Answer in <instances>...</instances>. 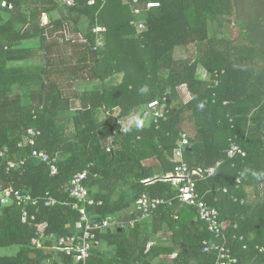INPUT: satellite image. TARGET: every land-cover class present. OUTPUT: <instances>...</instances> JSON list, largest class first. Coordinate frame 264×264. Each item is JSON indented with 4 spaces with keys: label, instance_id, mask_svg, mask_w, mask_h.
Listing matches in <instances>:
<instances>
[{
    "label": "trees",
    "instance_id": "obj_1",
    "mask_svg": "<svg viewBox=\"0 0 264 264\" xmlns=\"http://www.w3.org/2000/svg\"><path fill=\"white\" fill-rule=\"evenodd\" d=\"M3 1L15 10L25 5L24 0H0V6ZM90 1L64 5L70 21L52 22L48 31L70 44L79 68L91 66V80L105 82L124 74L120 85L106 87L103 92L66 97L59 84L45 77V67L32 72L10 67V62L32 56V47L27 44L34 36L29 30L21 33L23 28L16 29L14 21L0 24V149L7 150L6 159L0 163V184L40 199L38 207L26 209L29 218L25 219L22 207L0 205V264H59L58 258L63 264H111L96 250L98 245L86 263H75L62 251L55 252L59 239L73 236L79 226L83 229V215L73 209L76 200L71 197L70 181L86 169L89 176L85 185L95 203L85 209L93 222L130 208L144 194L173 200L179 219L184 214L197 217L194 208H179V188L171 182L144 184L155 178L153 168L143 164L150 158L160 163L162 177L175 173L173 153L182 135L189 138L184 158L190 168L207 170L222 163L213 175L195 179V185L204 201L218 210L221 222H230L228 248L238 264L252 259L264 264V252L259 251L264 248V203H250L249 197L257 190H247L255 180L262 182L264 175L249 170L251 154L245 146L249 120H262L264 113V0H93L91 5ZM134 1H154L160 6L135 17L130 5ZM54 4L63 5L61 0ZM82 17L88 20L84 34L73 29ZM19 22L22 27L28 26V16L22 15ZM225 22L234 27V33H241L240 39L223 36ZM140 23L146 26L142 32ZM96 27L105 28V32L96 34ZM41 38L46 41L45 33ZM181 48L194 51L177 61L174 52ZM201 70H206L207 77ZM82 78L87 79H78ZM182 86L187 87L191 99L173 110L172 102ZM157 99H166L168 112L164 118L155 120L147 109L142 117L144 122L149 115L147 127L117 129L119 117H128L139 106ZM75 101L79 107H75ZM116 109L120 110L118 117L114 116ZM186 113L194 126L193 135H188L184 127ZM30 127L42 132L36 148L58 157L57 175L51 176L46 164L33 163L20 172H7L8 160L31 153V147L18 148ZM232 142L246 151L245 157L228 158L226 152ZM122 182L132 184L135 196L131 201L124 196L115 201L112 196V185ZM51 197L58 202L55 206L45 204ZM165 209L171 211L162 206L154 213ZM199 223L204 230L199 228V237L188 252L180 253L178 261L192 255L199 264H216L218 252L206 253L204 241L214 246L222 244V239ZM251 233L256 234L253 240L249 239ZM40 235L45 237L44 247H32V240ZM112 235L107 229L97 233V240L100 243L105 239L111 245ZM125 242H115L114 257L119 264H139L145 248L131 249ZM3 249L18 252L2 255Z\"/></svg>",
    "mask_w": 264,
    "mask_h": 264
},
{
    "label": "crops",
    "instance_id": "obj_2",
    "mask_svg": "<svg viewBox=\"0 0 264 264\" xmlns=\"http://www.w3.org/2000/svg\"><path fill=\"white\" fill-rule=\"evenodd\" d=\"M24 1L25 5L21 10H15L11 4L9 5L5 1H3L0 6V24H5L10 20L14 21V27L16 29L23 28L21 33H25L27 30H29L34 36L28 42V44L26 43L32 47V56L25 61L10 62V67L23 69L30 72L37 71L35 69H41L42 67H45L48 72V75L45 77L51 78L54 83L59 84L63 94L70 98H73L78 93L82 92H103L106 87L117 86L123 82L119 80H122L124 74L116 75L105 82H101L99 80L90 79L89 71L91 66L90 68L84 69L79 68L78 65L76 69L73 68V66L72 68L70 67L66 60V53L69 57L71 56V58H75L73 56V51L70 47V44L63 38L56 36V33L48 31V27L52 26V22L61 21L65 24L70 21L67 8L60 4L58 7L55 6L54 3H59V0ZM22 15L28 16V26L22 27L20 22L17 23L18 19L20 20ZM226 25H229L230 27V24H227L226 22L224 23V28H222L223 36L230 38L232 36H229V34H234V27L231 25V27L228 29ZM87 26L88 20L85 17H82L79 22V26L73 27V29H80L81 33L84 34L87 30ZM44 33L46 35V41H43L41 38ZM239 36H241V33H239L236 38L240 39ZM64 48H66L65 54ZM88 64L90 65L91 63ZM74 77L75 80H73ZM79 77H87V79H78ZM57 79H60V81ZM23 95L26 97L29 96L27 92H23ZM177 99L182 102L183 105L188 103V101L191 99L190 92L186 86H182L179 89V97ZM74 103L75 107L80 106L78 101H75ZM143 106L144 105L136 108L134 112L128 117H119V124L122 129L126 125H129L128 127L138 125L147 127L150 124L149 115H147L144 122H142L143 115L147 113L144 111ZM179 108L180 107H178V109ZM119 111V109L115 110V117L119 116ZM141 111L142 113L140 114ZM262 117H264V113L261 115L262 120L259 118H257L254 122H252L251 119L249 120V124L247 125L248 127H246L245 132V146L251 154L249 170L253 171L254 173L264 175V119ZM184 120V127L191 126L193 128V125L189 122V114H184ZM69 122L70 121L68 119L65 120L67 131H70L71 129ZM109 141L111 142V139ZM143 164L153 168L155 172V178L163 176L161 175V167H159L160 163L156 158H150L144 161ZM129 179L131 178L129 177ZM153 183L144 182L145 185ZM247 190L249 193L252 190H257V192L252 193L249 197L248 200L250 203H254L255 205L264 203V180L262 182L255 180V183L247 187ZM111 192L115 201H118L122 196L125 197L126 201H131L135 196L131 183L125 184L122 182L117 185H112ZM179 206V208L185 207L184 205ZM166 207L171 209V211L165 209L163 211H158L149 217L142 218L137 214V211L135 210V204L133 203L130 208L123 210L115 216H111L117 220V223L109 229L113 234V237L111 238L113 243L110 245L105 239H103L98 244V248L96 250L99 251L107 260H109L111 264H119L117 259L114 257L115 249H117L115 242L125 240V243L129 245L131 249L145 248V257L142 258L139 264H199L197 257L192 255H189L190 257H186L184 261H178V258L180 253L184 254L190 250V244L199 237V231L200 229L204 230V227L199 223L196 215L184 214V216L179 219L176 213V211H178L176 205L175 207L174 204L171 207ZM259 211L260 209L256 210V214ZM169 212L173 213V215L170 216ZM133 215H137V218H132ZM224 223L230 226L229 221ZM81 230L82 227L79 226L75 234L79 233ZM255 237V233L249 234L250 240L255 239ZM17 252V249L1 250L2 255H15ZM263 252L264 251L260 253ZM245 261L247 262H242V264H260V262H258L256 259H252L249 262L248 260ZM58 262L59 264H63L60 258H58Z\"/></svg>",
    "mask_w": 264,
    "mask_h": 264
},
{
    "label": "built area",
    "instance_id": "obj_3",
    "mask_svg": "<svg viewBox=\"0 0 264 264\" xmlns=\"http://www.w3.org/2000/svg\"><path fill=\"white\" fill-rule=\"evenodd\" d=\"M61 2L63 5L73 6L75 0H61ZM91 4H93V0L90 1V5ZM130 5L133 16L140 17L147 14L152 9L159 8L160 3L150 1L145 4H141L138 1H134V3ZM132 24L135 23L133 22ZM138 29L142 32L146 29V26L143 23H140L138 25ZM94 32L96 34L103 33L105 32V28L96 27ZM98 44L101 45L100 42H98ZM202 71V76L207 77L206 70ZM167 108L168 105L166 104V99H157L147 105V109L155 120L164 118L168 112ZM41 135L42 132L36 127H30L27 130L26 135L24 136L22 142L18 145V148L25 149L27 147H31V153L22 158L8 160L6 162L7 172H20L24 169V167L33 163L46 164L50 168L51 176L58 174V157L52 158L47 152L36 148L37 141ZM188 145V136L182 135V140L173 153V162L177 164L176 171L174 174L166 176V178H169V182H171L174 187L179 188L177 200L182 205L194 208L197 212V219L206 226L208 232L222 239V244L214 246L209 245L207 241H204V251L206 253H210L213 250L218 252L216 264H238V259L233 256L232 249L228 248L230 240L227 238L226 232L229 226L224 222H221L218 210L214 207H210L204 201L195 185V179H206L207 177L213 175L222 163L218 162L216 167L207 170L190 168L184 158V151ZM108 151H111L110 146L108 147ZM226 153L230 159H233L238 155L242 157L246 156V152L235 142L231 143L230 148ZM6 157L7 150L0 149V163L2 160H5ZM88 176L89 172L86 169L77 173L70 181L71 197L76 200L73 204V209L80 210L82 213L83 216L81 222L83 229L79 233H76L71 237L59 239L57 242L58 247L56 252L62 251L66 256L72 257L75 263H86L91 256L93 248L99 244L97 240V233L104 232L117 223V220L112 217L96 223L93 222L87 214L85 206L94 205L95 203V200L90 197L88 187L85 185V182L88 180ZM237 182L239 183L240 179H238ZM39 203L40 199L33 197L30 192L16 190L13 187L4 188L0 184V205L3 207L12 205L22 207L23 219L29 218L26 209L29 207H38ZM57 203L58 202L52 197L45 201L47 206H55ZM173 204V200H166L165 198H150L148 195L144 194L135 202V210L141 213L142 218H146L152 215L159 207H171ZM34 219L35 216H32L31 220ZM44 238V235L34 238L32 240V247L38 249L43 248ZM233 238L236 239V236ZM244 249H247V246H245ZM259 251H264V248H260Z\"/></svg>",
    "mask_w": 264,
    "mask_h": 264
},
{
    "label": "rangeland",
    "instance_id": "obj_4",
    "mask_svg": "<svg viewBox=\"0 0 264 264\" xmlns=\"http://www.w3.org/2000/svg\"><path fill=\"white\" fill-rule=\"evenodd\" d=\"M226 27L229 29L230 27H231V25H230V27H229V25H226ZM228 31V30H227ZM240 33V32H239ZM238 36V33L237 32H235L234 34H233V36L232 37H234V39H236V37ZM67 48V47H66ZM66 48H64V54H65V49ZM189 51L190 52H187L186 51V49H184V48H181V49H176V51L174 52V57H175V59L177 60V61H179V60H181V59H185V58H187L188 56H190L191 54H192V52L194 51V48H189ZM66 60H67V62H68V64L70 65V67L72 68V66H73V68H77V62H78V59L77 58H71V56L69 57L68 55H67V53H66ZM202 71V70H201ZM57 80H59L60 81V79H57ZM119 81H123V77H122V80L120 79ZM184 101V100H183ZM183 105V103L182 102H180L178 99H174L173 100V102H172V107H173V109L175 110L176 108L178 109V107H181L182 105ZM181 105V106H180ZM143 108H144V111H148L147 110V105H144L143 106ZM145 112V113H146ZM142 113V111L140 112V114ZM139 114V115H140ZM102 117H104V116H102ZM152 118V117H151ZM128 126L129 125H126L122 130L124 131V130H126L127 128H128ZM186 128V133L189 135H193L194 134V126H193V128L190 126V127H185ZM193 132V133H192ZM110 146V145H109Z\"/></svg>",
    "mask_w": 264,
    "mask_h": 264
},
{
    "label": "water",
    "instance_id": "obj_5",
    "mask_svg": "<svg viewBox=\"0 0 264 264\" xmlns=\"http://www.w3.org/2000/svg\"><path fill=\"white\" fill-rule=\"evenodd\" d=\"M117 129H121L120 124L117 125ZM157 181H169V178L166 177H158V178H154L146 183H153V182H157Z\"/></svg>",
    "mask_w": 264,
    "mask_h": 264
},
{
    "label": "clouds",
    "instance_id": "obj_6",
    "mask_svg": "<svg viewBox=\"0 0 264 264\" xmlns=\"http://www.w3.org/2000/svg\"><path fill=\"white\" fill-rule=\"evenodd\" d=\"M146 90V87L144 89H142V91H145Z\"/></svg>",
    "mask_w": 264,
    "mask_h": 264
}]
</instances>
